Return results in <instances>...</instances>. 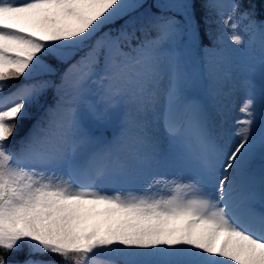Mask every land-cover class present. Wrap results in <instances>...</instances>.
<instances>
[{"label":"snow or ice","instance_id":"1","mask_svg":"<svg viewBox=\"0 0 264 264\" xmlns=\"http://www.w3.org/2000/svg\"><path fill=\"white\" fill-rule=\"evenodd\" d=\"M0 264H264V14L0 0Z\"/></svg>","mask_w":264,"mask_h":264},{"label":"trees","instance_id":"2","mask_svg":"<svg viewBox=\"0 0 264 264\" xmlns=\"http://www.w3.org/2000/svg\"><path fill=\"white\" fill-rule=\"evenodd\" d=\"M243 6L245 8H250V7H254L255 8V12L257 14V17H259L261 14H264V0H243ZM23 81H13V84H18V83H22ZM51 95V93H50ZM31 121L29 120H25L22 121L20 126L18 127L17 130V136H23L27 131H28V127L30 125ZM24 253L20 254V258H23ZM57 259H59L57 257Z\"/></svg>","mask_w":264,"mask_h":264},{"label":"rangeland","instance_id":"3","mask_svg":"<svg viewBox=\"0 0 264 264\" xmlns=\"http://www.w3.org/2000/svg\"><path fill=\"white\" fill-rule=\"evenodd\" d=\"M219 243V240H217V244Z\"/></svg>","mask_w":264,"mask_h":264}]
</instances>
